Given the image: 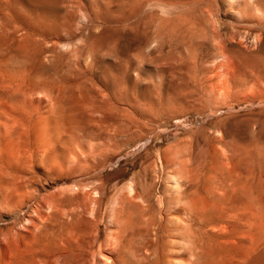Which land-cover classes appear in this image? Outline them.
I'll list each match as a JSON object with an SVG mask.
<instances>
[{
    "label": "rangeland",
    "instance_id": "374dc122",
    "mask_svg": "<svg viewBox=\"0 0 264 264\" xmlns=\"http://www.w3.org/2000/svg\"><path fill=\"white\" fill-rule=\"evenodd\" d=\"M158 2L45 1L44 106L68 157L24 212L0 210V264H264V25L231 22L218 0ZM33 9L19 13L38 28ZM246 208L250 242L231 227Z\"/></svg>",
    "mask_w": 264,
    "mask_h": 264
},
{
    "label": "bare ground",
    "instance_id": "6f19581e",
    "mask_svg": "<svg viewBox=\"0 0 264 264\" xmlns=\"http://www.w3.org/2000/svg\"><path fill=\"white\" fill-rule=\"evenodd\" d=\"M45 1L46 0H0V210L4 209V211H5L6 210L5 208H7L8 214H9L8 208L11 206L9 208V210H10L13 205H16L15 206V207H17L16 210L18 209L19 212H21V211L24 212L23 210H24V206L26 203L23 201V198L26 195V193H28L29 188L35 187L37 189V193L35 192L36 194L30 195L31 200H37V197L42 193L41 191L44 189V188L42 189L40 181L42 180L43 176H48L47 174H49L48 173L49 167L51 169H58V171H61V168L64 164H66L65 162L67 161V157H68V153L65 150V147L63 146L62 140H61V134L63 132H60V130H61L60 127L62 128L63 125H61V123H59L57 121V119H56V121H55V119H52V121H50V119L52 117L53 118L54 117L60 118L61 116L57 117V116H55V112H52L51 114L53 115V113H54V116L51 115L52 116L51 118L49 116V118H50L49 119L47 112L45 110V106H44V99H45L44 93H45L46 87H47L46 82L50 81V80L47 81L48 79L45 80V78H47V77H45L47 74L45 75L44 70H43L44 64L46 63L45 60L47 57V56L45 57V55H46V34H49L48 32L46 33V31L44 29V25H43L44 15H43L42 11H43V9L47 8L46 6L44 7ZM156 2H158V0H156ZM257 2H258V0H218L219 11L218 10L217 11L219 13L221 12V14L225 18H227L228 20H230L231 22H233L235 24L246 26L249 29L262 28L264 25V7H263V10L259 9L257 7ZM199 3L200 2H198V4ZM157 4H159V2ZM163 4L165 5V3H163ZM198 4H196V5H198ZM148 5H150L152 7L151 4H148ZM148 5H147V7H148ZM156 5H154L153 7H155ZM144 6H145V4H144ZM167 6H169V5H167ZM167 6H165V7H167ZM175 6H177V5H175ZM149 7H148V9H149ZM21 8L30 9V10L32 8H34V9L36 8L37 11H40L39 13H35L34 18L38 19V18H36V14L39 15L41 13L40 17H41L42 25L38 26V28L33 27V25L31 24V20L29 21V19H30L29 17H28L29 19H25L26 17L23 18L22 17L23 15L22 16L20 15L19 11L21 10ZM156 8H157V6H156ZM161 8H162V6H161ZM206 8H207V6H206ZM199 10H200V8H199ZM211 10L213 11V9H211ZM166 11H167V9H166ZM204 11L205 10L203 9V14H205ZM217 11H215L216 15H217ZM27 12H24V13L27 14ZM119 12L120 11H118V13ZM151 12H153V11H150V13ZM175 12H176V10H175ZM21 13H23V12H21ZM155 13L154 14L152 13V14L156 15ZM38 15H37V17H39ZM45 15H46V13H45ZM59 16H60V14H59ZM72 16L73 15H71V17ZM140 16H141V14H140ZM195 17H196V19L200 18L199 15H198V17L197 16H195ZM205 17H207L206 14H205ZM193 18H194V16H193ZM60 19H61V17H60ZM206 19L204 18V20H206ZM56 20H59V19H56ZM148 20H149V18H148ZM148 20H147V22H148ZM150 20H153V19H150ZM212 20H213V18H212ZM198 21H200V19H198ZM37 22H39V21H37ZM213 22H215V21H213ZM69 24H71V23H69ZM139 24H140V22H139ZM197 24H196V26H197ZM209 24H210V22H209ZM209 24L207 23V25H206V22L204 23V25H206V26H209ZM217 24H219V23L217 22ZM214 25L215 24H213V27H214ZM210 26H212V25H210ZM56 27L58 28L59 26L57 25ZM73 27H72V29H74ZM217 27L220 28V26H217ZM52 28H55V27L52 26ZM198 28H196V29H198ZM200 29H202V28H200ZM54 30H56V29H54ZM60 30H61V27H60ZM60 30H58V31H60ZM47 31H49V30H47ZM61 31H63V30H61ZM71 31H68V32L72 33ZM129 31H130V29H129ZM129 31H127V32H129ZM160 31H162V30H160ZM209 31L212 32L211 29ZM59 33H62V32H59ZM75 33H76V30H75ZM131 33H134V32H131ZM233 33H235V32H233ZM54 34H56V33H54ZM64 34L62 36H66ZM142 34H143V32H142ZM201 34H203V33H201ZM257 34H261V33H257ZM73 35H74V33H73ZM153 35L156 36V34H153ZM216 35H218V34L215 33V36ZM233 35H236V34H233ZM155 36H154V39L157 38ZM194 36H196V35H194ZM213 36H214V34H213ZM229 36H230V34H229ZM240 36H241V34H240ZM249 36H251V35H249ZM190 37H192V36L190 35ZM198 37L201 38L200 36H198ZM144 38H145V36H144ZM151 38H153V37H151ZM257 38H258V36H257ZM257 38H256V40H257ZM62 39H63V37H62ZM217 39H218V37H217ZM229 39H231V38H229ZM58 40H59V37H58ZM176 40H177V38H176ZM231 40H233V39H231ZM258 40H260V39H258ZM50 41H51V39H50ZM216 41H218V40L215 39V42ZM225 41H226V39H225ZM233 41L235 42V40H233ZM48 42H49V40H48ZM166 42H168V41H166ZM211 42H213V40ZM228 42H229V40H228ZM216 44L218 45V43H216ZM216 44L214 43V45H216ZM56 45H58V44H56ZM137 48H140V47H137ZM142 48H143V46H142ZM224 49H225V47H224ZM217 54L220 57L226 56L225 52L223 51L222 46L218 48ZM218 55H216V56H218ZM18 56H22L25 59V60L21 59L22 61H25L22 65H15L16 63L14 64V62H13V59L14 60H15V58L17 59ZM226 58H228V57L226 56ZM18 63H19V61H18ZM36 65H38L40 67V69H37V68L35 69ZM226 67H227V65H226ZM233 76H234V74H233ZM259 76H261V75H259ZM230 79H231V77H230ZM227 83H228V81H227ZM254 83H256V82H254ZM226 86H227V84H226ZM36 94L40 95V97L38 96L40 99L39 98H38L39 100L37 99V102H38L37 104L34 103L36 101H33V98L35 97ZM110 99H111V97H110ZM121 101L123 102V100H121ZM126 101H127V99H126ZM109 105H110V103H109ZM55 106H57V105H55ZM57 114L60 115L59 113H57ZM60 122H62V124H63L64 120L62 121V119H61ZM59 125H61V126L59 127ZM63 128H65V126H63ZM123 128H125V127H123ZM70 129H73V128H70ZM74 132H76V131H74ZM66 133H67V131H66ZM66 133H65V135H66ZM74 135H73V137H74ZM68 136H70V135H68ZM71 138H72V136H71ZM68 139H69V137H68ZM75 142H76L75 145H77L76 146V148H77L78 147L77 143H79V142L77 140ZM81 144L82 143L80 142L79 145L82 147ZM72 149H74V147ZM70 150H71V147H70ZM71 152H72V150H71ZM72 153L76 154V152H72ZM77 154H78V152H77ZM70 156L72 157V154L69 153V157ZM71 162L72 161H70V163ZM221 178H222V176H221ZM235 178L237 179V177H235ZM236 179H235V181H236ZM238 182H240V181H238ZM238 182H237V184H238ZM234 184H236V183H234ZM236 189H237V187H236ZM231 190H232V188H231ZM124 199H125V197H124ZM26 207H27V205H26ZM239 207H240V205H239ZM137 209H139V208L137 207ZM12 211L14 212V209L11 210V214H12ZM187 212L191 217H193L192 215H195V213H197V211L195 209H187ZM128 213H130V212H128ZM233 213H234L233 217H234V219H236L235 221H237V222L234 221L236 224L235 225L233 224L234 226H231L234 228L233 231L235 232V236L239 237L240 240L242 238L247 239V240L250 237L253 238V235H254V232L252 231V229H253L252 228V226H253L252 219L253 218H252L251 212L248 211V209L246 208L245 210L242 209V211H233ZM16 214H18V213H16ZM13 215H15V214H13ZM117 215H120V214H117ZM205 215L200 212L194 218L196 220H199L198 218H200L202 221H204L203 219L206 220ZM144 216H147V214H144ZM136 217H138V216H136ZM194 218H193V220H194ZM122 219L124 220L125 218H122ZM139 219H141V218H139ZM143 219H142V221H144ZM126 220H124V221L126 222ZM128 221L129 220H127V222ZM133 221H134V219H133ZM137 221H139V220H137ZM229 221H230V219H229ZM131 222H132V220H131ZM206 223H207V221H206ZM121 224H123V223H121ZM126 224L127 223H125V225ZM139 224L141 225V223H139ZM152 224H154V223H152ZM118 225L120 226V224H118ZM137 225H138V222H137ZM228 225H229V223H228ZM127 226H129V225H127ZM204 226H205V223H204ZM122 227L123 226L121 225V227L119 229H122ZM202 228H203V226L200 227V229H202ZM133 231H134V229H133ZM135 233H137L139 236H144V233L142 231H136ZM233 237H234V234H233ZM248 241L249 242L253 241V239L248 240ZM241 242H243V241H241ZM261 242H262L261 244L264 245V238L261 239Z\"/></svg>",
    "mask_w": 264,
    "mask_h": 264
}]
</instances>
